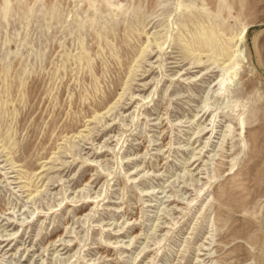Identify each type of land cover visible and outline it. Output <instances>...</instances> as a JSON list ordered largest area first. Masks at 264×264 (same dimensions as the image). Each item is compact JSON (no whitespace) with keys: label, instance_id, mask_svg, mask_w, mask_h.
<instances>
[{"label":"rangeland","instance_id":"1","mask_svg":"<svg viewBox=\"0 0 264 264\" xmlns=\"http://www.w3.org/2000/svg\"><path fill=\"white\" fill-rule=\"evenodd\" d=\"M0 264H264V0H0Z\"/></svg>","mask_w":264,"mask_h":264},{"label":"bare ground","instance_id":"2","mask_svg":"<svg viewBox=\"0 0 264 264\" xmlns=\"http://www.w3.org/2000/svg\"><path fill=\"white\" fill-rule=\"evenodd\" d=\"M238 50H239V45L237 46V49L235 50L234 55H232L230 57V62H232L233 60H235L237 58V52H238ZM231 82H233V80H230L229 83H231ZM227 84H228V82L226 83L224 79H220V80L217 81L216 86L217 85L225 86ZM224 90L226 91V88H224ZM225 93L220 92L219 96H222L223 94L225 95ZM242 128L244 130V123H242Z\"/></svg>","mask_w":264,"mask_h":264}]
</instances>
